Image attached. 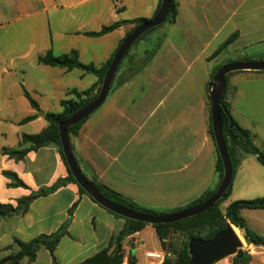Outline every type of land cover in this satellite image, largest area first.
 Instances as JSON below:
<instances>
[{
  "label": "crops",
  "instance_id": "0c3cea01",
  "mask_svg": "<svg viewBox=\"0 0 264 264\" xmlns=\"http://www.w3.org/2000/svg\"><path fill=\"white\" fill-rule=\"evenodd\" d=\"M176 1V22H164L130 47L102 107L85 120L77 136L70 135L74 156L87 177L164 212L187 205L218 180L208 114L214 73L223 62H238L240 56L262 61L256 58L264 49V0ZM159 4L160 0H0V203L17 206L32 191L68 177L55 144L30 150L19 161L3 150L30 147L22 137L43 131L49 124L47 113H62L63 101L78 100L75 92L92 87L97 92L99 79L94 74L47 66L39 63V56L76 52L81 63L99 68L116 54L134 25L98 37L87 33L116 22L153 18ZM235 33L228 51L212 59ZM226 98L237 123L263 146L264 72L228 74ZM35 114V120L22 123ZM5 171L16 173L28 189L9 187ZM234 190L233 184L232 194ZM76 202L68 235L55 251L56 261L42 248L32 264H81L108 248L125 221L69 183L35 199L25 214L0 219V259L10 253L7 249L15 239L27 242L56 232ZM145 232L153 239L152 249ZM130 240L124 242L123 264H129V255L136 257V264H144L146 253L162 251L152 225ZM252 247L260 250L263 260L257 262L264 264V248Z\"/></svg>",
  "mask_w": 264,
  "mask_h": 264
},
{
  "label": "trees",
  "instance_id": "16d2710c",
  "mask_svg": "<svg viewBox=\"0 0 264 264\" xmlns=\"http://www.w3.org/2000/svg\"><path fill=\"white\" fill-rule=\"evenodd\" d=\"M161 4H162V0H160L158 10L160 9ZM177 16H178V3L176 0H171L170 12L165 23H171V24L175 23ZM151 19L152 18L150 19L138 18L129 21L116 22L110 26L104 27L99 32L87 33V35L93 37L102 36L104 34H107L109 32L118 29L120 26L125 24H133L134 28H137ZM158 27L152 28L149 31H147L145 34H143L131 46V48L135 44H137L141 39H143L145 35L155 31ZM237 36H238L237 33L230 36L213 53L211 58H215L219 56L221 53L228 51L230 44L237 38ZM114 56L115 54L112 56L111 59H109L103 66L99 68L92 64L85 65L81 63L78 59V55L76 52H72L69 55L55 56L51 51H49L46 54L39 56L38 58L39 63L47 66L66 68L68 70L80 69L87 73L94 74L99 79V83L97 85V92L93 96L90 95L91 92L94 91L95 87H92L81 93L75 92V95L78 98V100L71 99V100L63 101L62 104L64 106V110L62 113L59 114L47 113L45 115V118L49 122V124L43 131L35 135H23L22 137L23 143L29 144L30 147L18 149V150L4 149L3 153L9 155L10 158L19 161V160H23L30 150H38L39 148H42L44 146L55 144L60 148L62 159L68 168L66 158L62 151V145L59 134V123L61 121L68 120L72 114H74L81 108L89 105L99 96L104 77L113 61ZM236 61L249 62L252 60L249 59L247 56H240V58ZM122 62L123 61H121V63ZM121 63L118 69H120ZM24 95L30 102L31 106L36 111H39L40 108L38 103L32 98V96L26 90L24 91ZM84 96H88V97L84 98ZM208 100L211 105L210 108V116H211L212 102L210 100V97ZM220 115H221L224 137L228 149V154L231 159V163L233 167L232 184L228 189V191L225 193L224 197L206 212L182 220L180 222L152 225L156 229V233L160 241L162 250L167 253V257L162 264H188L191 258L188 248L189 241L193 238H202L205 240L211 239L214 237V235L223 231L226 228L228 222H230L232 225L236 227V232L238 234L239 232L241 233L247 245L264 248V236L258 235L251 228H249L245 218L242 215V211L244 210H264V198H257L253 200H237L230 203L225 210L221 208L223 203L226 200H228L232 194L233 182L236 176L237 169L239 168V166L241 165L244 159V154H252L256 156L258 162L262 166H264V145L263 146L256 145L254 135L250 131L242 128L234 119L231 113V105L226 98V91L220 106ZM37 116H38L37 114L28 116L22 121V123L31 122L35 120ZM84 122L85 120L70 127L69 134L71 136H77ZM210 134L212 136L215 145L212 124H210ZM215 148L217 154L216 173L218 176V180L216 184L212 188L204 192L201 196L189 202L187 205L178 207L171 212L158 211L155 209L142 206L139 203L135 202L134 200L110 189L105 184L99 182L97 179L89 178L86 175L85 176L97 186V188L99 189V191L102 193L103 196L130 210L139 213L149 214V215L171 214L198 205L206 201L216 193L218 187L220 186L223 180L224 169L216 145ZM68 172H69L68 177L59 179L53 186L44 187L38 191H32L29 196L19 199L17 206H14L12 204L0 203V219L12 217L20 214H25L28 211L31 203L35 199L53 194L59 188L64 187L69 183H75L79 186V184L76 182L69 168H68ZM4 175L11 180L9 187H21L28 189L26 183H24L16 173L11 171H5ZM79 190L81 195H86L94 202H96L92 197H90L85 192V190L82 187L79 186ZM96 203L99 204L98 202ZM77 206H78V202H76L69 209L67 220L61 225V227L56 232L52 234L39 235L38 237L27 242H23L18 239H15L14 244L12 246H9L7 249L10 250V253L4 258L0 259V264H32L36 260L39 250L42 248H45L50 252L52 259L55 262L56 261L55 251L58 245L60 244L62 238L68 235V228L73 220L74 212ZM106 210L111 214H113L114 216L123 219L125 221L124 227L117 236V238L115 239V241L113 239L111 240L108 248L102 250L93 257L85 260L81 264H123L124 259L126 257L125 251L123 249L124 242L129 241L131 243L130 238L136 233L140 232L145 226L148 225L144 222L123 218L120 215L113 213L108 209ZM176 233H181L184 235V239L180 243L173 242L174 240L173 235ZM169 245L170 247H172L171 251H169L168 249ZM169 253L172 254L171 257ZM136 261L137 259L135 256L129 255V264H136ZM252 261H253V256L250 255L247 251H243V250H239L238 253L232 257V264H250Z\"/></svg>",
  "mask_w": 264,
  "mask_h": 264
},
{
  "label": "water",
  "instance_id": "95a60500",
  "mask_svg": "<svg viewBox=\"0 0 264 264\" xmlns=\"http://www.w3.org/2000/svg\"><path fill=\"white\" fill-rule=\"evenodd\" d=\"M170 6L171 0H162L161 7L155 16L151 20L135 28L124 39L104 77L99 96L92 103L72 114L68 120L59 123L62 151L66 158L68 168L79 186L105 209L123 218L144 222L148 225L175 223L200 215L212 208L224 197L233 181V167L228 154L220 115V106L227 88V75L238 71H264V61L233 62L222 66L213 77L209 90V96L212 102L211 120L215 145L224 169L223 180L214 195L198 205L166 215L139 213L107 199L102 195L97 186L85 176L80 168L73 153L69 128L86 120L102 107L110 92L119 65L130 47L147 31L162 25L167 20ZM188 248L191 257L188 264H216L226 258L235 256L239 250L244 248V240L240 234L236 232V227L228 222L226 228L214 235L211 239H191Z\"/></svg>",
  "mask_w": 264,
  "mask_h": 264
},
{
  "label": "rangeland",
  "instance_id": "374dc122",
  "mask_svg": "<svg viewBox=\"0 0 264 264\" xmlns=\"http://www.w3.org/2000/svg\"><path fill=\"white\" fill-rule=\"evenodd\" d=\"M146 37V36H145ZM218 57V56H217ZM212 58V59H216ZM233 60V59H232ZM256 60H262L264 61V49L263 53L256 58ZM228 61L223 62L222 64H227ZM99 83V82H98ZM91 96L95 95L94 91L91 92ZM88 97V96H84ZM210 102L208 100V114L210 115ZM25 130H27L25 128ZM247 156L245 161L243 162V165L237 169L236 176L234 179V193L232 196L229 197L228 200H226L221 208L223 210L226 209V207L237 200H253L257 198H264V166H262L256 156L252 154H244V158ZM249 187H252L251 189ZM243 217L245 218L249 228H251L254 232H256L260 236H264V210H245L243 212ZM251 226V227H250ZM145 240L148 243V248L152 249L154 247V243L152 242V237L148 235V232H145ZM240 236L244 240V248L243 251H248L250 255L256 256L254 264H261L260 261L263 260V257L260 256V253L257 248H253L251 245H247L244 237L239 232ZM173 242L180 243L184 239V235L181 233H176L173 235ZM169 243V242H168ZM169 251L172 250V247L170 245L168 246ZM164 253V261L167 257V253L165 251H161ZM126 254V253H125ZM128 254V253H127ZM170 257L172 256L171 253H169ZM259 255V256H257ZM233 257V256H232ZM232 257L226 258L216 264H232ZM259 261V262H257Z\"/></svg>",
  "mask_w": 264,
  "mask_h": 264
},
{
  "label": "built area",
  "instance_id": "2783aa9c",
  "mask_svg": "<svg viewBox=\"0 0 264 264\" xmlns=\"http://www.w3.org/2000/svg\"><path fill=\"white\" fill-rule=\"evenodd\" d=\"M145 257H146V262L144 264H162L165 258L164 253L161 251L160 252H148L145 254Z\"/></svg>",
  "mask_w": 264,
  "mask_h": 264
}]
</instances>
